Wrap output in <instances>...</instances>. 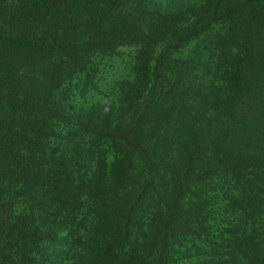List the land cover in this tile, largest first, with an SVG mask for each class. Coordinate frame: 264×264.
Here are the masks:
<instances>
[{"label": "trees", "instance_id": "obj_1", "mask_svg": "<svg viewBox=\"0 0 264 264\" xmlns=\"http://www.w3.org/2000/svg\"><path fill=\"white\" fill-rule=\"evenodd\" d=\"M0 264H264V0H0Z\"/></svg>", "mask_w": 264, "mask_h": 264}]
</instances>
